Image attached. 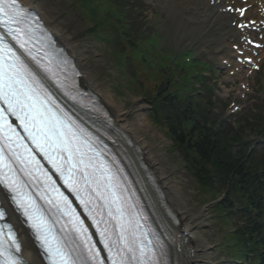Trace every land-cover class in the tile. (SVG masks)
Instances as JSON below:
<instances>
[{
    "label": "snow or ice",
    "instance_id": "snow-or-ice-1",
    "mask_svg": "<svg viewBox=\"0 0 264 264\" xmlns=\"http://www.w3.org/2000/svg\"><path fill=\"white\" fill-rule=\"evenodd\" d=\"M34 19L18 0H0V29L33 60L36 57L27 45L34 38ZM37 64L39 65V61ZM42 67L51 72L49 67ZM0 101L4 105L0 107V140L6 142L9 151L24 165L28 174H31L30 166L33 164L37 169L41 168L39 161L32 155L33 150L23 143L24 138L9 122L8 116H15L35 150L52 165L69 191L85 206L100 234L109 264H161L148 230H144V225L135 217V213L131 211L132 206L123 196L117 175L105 161L99 159L101 154L95 150L92 143L82 137L83 130L74 126L66 114L62 116L54 110L59 109V105L2 35ZM2 153L3 148H0V165L8 167L3 162ZM44 175L46 183L53 185V190L58 191L51 177L46 173ZM6 187L13 193L12 199L16 205L22 208L24 215L32 221V227L41 246L48 253L51 264H105L100 251L91 243V237L83 222L76 216L62 193H59L60 200L54 207L66 215H71L72 227L64 236L57 237L36 212L32 201L25 198L17 181L8 180ZM82 192L92 203L91 209L85 203V197L81 196ZM41 198L47 199L43 195ZM48 202L52 203V200L48 199ZM5 216V210L0 207V221H4ZM97 216L100 217L99 220L96 219ZM101 224L104 225L103 228L100 227ZM5 228L12 244L5 248L4 240L0 239V257H5L0 260V264H21V261L12 255V248L19 252L20 245L16 242L11 227L7 224L0 225V237L3 236Z\"/></svg>",
    "mask_w": 264,
    "mask_h": 264
},
{
    "label": "bare ground",
    "instance_id": "bare-ground-1",
    "mask_svg": "<svg viewBox=\"0 0 264 264\" xmlns=\"http://www.w3.org/2000/svg\"><path fill=\"white\" fill-rule=\"evenodd\" d=\"M22 3L32 10L36 11L42 19L45 21L46 25L53 30L57 34V38L62 42L64 46L67 47L70 52L71 57L76 61L78 67L81 69L83 75H85L89 71V67L92 72L95 71V65L93 63H89V55L88 52L84 53L81 49L71 43V36L67 32L70 31L68 27L63 24V21L60 20L59 11L54 12V10H45L43 12L42 7L44 6V2L39 3L37 0H21ZM61 1V0H57ZM48 2V1H47ZM170 5L178 6L182 11L197 15L198 18L203 19V21L213 24V19L216 17L222 18L226 21H233L235 16L224 14L219 7L216 8L215 11H209L207 8L209 6L210 0H208V4H205V1L200 0H167ZM212 12V15H211ZM248 14L253 16V12L249 11ZM235 34H238L235 31ZM82 84L93 91L103 102V104L107 107L110 114L112 115L113 124H106L104 128L113 132L114 139L121 143L120 149L122 153L127 155L130 159L131 167L139 174L141 183L140 186L145 192V194H149L150 200L152 202L153 208L155 209L159 218L158 222L161 224L162 230L165 234V237L170 245L171 253L173 255V261L175 264H205L204 258V243L201 242L198 236H195L193 232H191V227L194 225L193 215L191 209L188 208V205L183 201L181 196V189L178 185H175L171 177L167 175L166 171L162 169L160 163L153 155L151 150V145L141 137V132L144 131V119L138 117L134 122H129L127 113L118 106L113 97L103 94L97 84L93 81L92 77L84 76L81 79ZM121 135H125L128 137L136 146H138L144 156V160L147 163L155 185H157L158 189L161 191L163 200H160V197L155 192L153 186L150 182L143 176L144 171L138 166V160L131 146H127L124 144V141ZM125 139V137H124ZM125 143L126 139H125ZM118 148V149H119ZM177 184V183H176ZM7 207V203H5ZM171 213H168V210ZM9 221L13 223L16 228L20 229L19 222L17 217L12 213L10 214ZM21 240L24 245V252L22 257L29 264H42L39 258V253H37L32 241L25 237L23 232H21ZM204 261V262H203Z\"/></svg>",
    "mask_w": 264,
    "mask_h": 264
},
{
    "label": "rangeland",
    "instance_id": "rangeland-1",
    "mask_svg": "<svg viewBox=\"0 0 264 264\" xmlns=\"http://www.w3.org/2000/svg\"><path fill=\"white\" fill-rule=\"evenodd\" d=\"M49 7L58 8L63 13L62 19L65 20L66 25L74 35L75 40L73 44L77 45V42L81 40L84 47L91 50L92 61L97 64V75L100 79L99 77L97 79L93 75L92 77L98 86L104 92L111 93V89L113 88L111 84L116 82L117 87H114V89L119 94V86L124 84L125 78L121 76L118 70L112 67V58L109 54L110 50L106 46L88 39L86 33L87 23H84L82 9L73 0H63L61 3L52 0ZM174 15L180 16L178 11ZM179 21L173 22L169 28H164L163 31L165 33L160 31L164 37L157 44L158 48L164 49L165 52H168L166 54L171 56L176 55V52L182 46V42L191 35L184 30L183 19L182 24ZM191 37L194 42L200 40L199 34H193ZM209 40L210 38L208 36L201 39L203 43H207ZM261 78V85L258 81L254 84L255 88L264 94V73H262ZM113 98L117 105L125 110L129 121L133 122L138 117L144 119L145 127L141 135L148 140L152 151L161 162L162 168L170 175L173 183L178 185L180 189L183 187L180 191L183 201L188 205V208L191 209L193 214L194 226L191 227V231H194L195 235L200 237V241H205L207 249H205L204 254L208 264H234L233 262L235 260L231 258V250L229 248L232 242L229 241L227 234L234 224L229 222L224 225L218 217L212 215V209L210 207H203L201 203H198V200H201V198L198 196L199 194L194 181L184 170L180 155L170 149V142L165 137L163 129L154 125L147 118L145 111L147 106L144 104V100L140 96L131 95V97H126L121 94L119 96L113 95ZM233 221L235 220L233 219Z\"/></svg>",
    "mask_w": 264,
    "mask_h": 264
},
{
    "label": "trees",
    "instance_id": "trees-1",
    "mask_svg": "<svg viewBox=\"0 0 264 264\" xmlns=\"http://www.w3.org/2000/svg\"><path fill=\"white\" fill-rule=\"evenodd\" d=\"M167 104L168 108L176 110L174 102ZM193 116L188 108L168 119L172 123L170 133L175 146L184 152L189 166L187 169L204 194L216 196L219 191L225 190L227 196L231 197L216 205L218 212L230 215L234 210L247 211L249 223L242 214L244 225L242 222L234 235L236 240L249 243L255 249L258 244L254 234L258 222L255 217L264 212V177L244 160L240 152L232 153L235 140L224 135L222 127L215 130L214 123L206 127L209 117L203 116L204 128L196 126L198 128L188 130L195 120ZM241 201L246 203L242 204Z\"/></svg>",
    "mask_w": 264,
    "mask_h": 264
}]
</instances>
